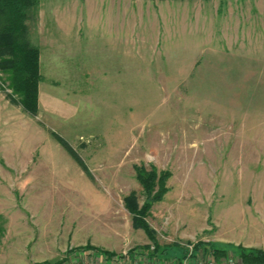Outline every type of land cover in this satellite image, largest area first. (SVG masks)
I'll list each match as a JSON object with an SVG mask.
<instances>
[{
    "label": "rangeland",
    "instance_id": "374dc122",
    "mask_svg": "<svg viewBox=\"0 0 264 264\" xmlns=\"http://www.w3.org/2000/svg\"><path fill=\"white\" fill-rule=\"evenodd\" d=\"M27 26L37 114L0 68V264L14 248L29 264L210 251L245 210L264 217V0H39ZM139 166L157 171L153 194L168 173L150 232L126 201L148 200Z\"/></svg>",
    "mask_w": 264,
    "mask_h": 264
},
{
    "label": "trees",
    "instance_id": "16d2710c",
    "mask_svg": "<svg viewBox=\"0 0 264 264\" xmlns=\"http://www.w3.org/2000/svg\"><path fill=\"white\" fill-rule=\"evenodd\" d=\"M39 4V0H0V68L9 71L11 86L20 95L19 102L26 111L35 115L38 111V85L40 81L39 54L40 49L30 43L28 37L27 19L29 12ZM56 138L72 154L79 165L88 173L82 159L71 146L61 137ZM157 171L151 169L148 173L142 166L137 167V178L148 195L144 206L139 209L134 196L126 198L129 211L135 215L137 226L150 232L145 220L147 210L153 202L160 200L165 191V181L168 173L159 176L160 189L153 194ZM197 248L208 247L204 242H196ZM206 249H209L206 248ZM217 259L227 255L228 249L211 245ZM240 256L245 263H264V250L239 247ZM156 253L171 256L166 248L156 246Z\"/></svg>",
    "mask_w": 264,
    "mask_h": 264
},
{
    "label": "built area",
    "instance_id": "2783aa9c",
    "mask_svg": "<svg viewBox=\"0 0 264 264\" xmlns=\"http://www.w3.org/2000/svg\"><path fill=\"white\" fill-rule=\"evenodd\" d=\"M62 264H238L233 254L217 259L213 251L197 248L195 243H187L180 255L162 256L156 253V245L148 250L130 248L122 252L105 253L97 250H76L65 257Z\"/></svg>",
    "mask_w": 264,
    "mask_h": 264
},
{
    "label": "crops",
    "instance_id": "0c3cea01",
    "mask_svg": "<svg viewBox=\"0 0 264 264\" xmlns=\"http://www.w3.org/2000/svg\"><path fill=\"white\" fill-rule=\"evenodd\" d=\"M245 212L250 213V216H246L244 214V216L241 217L236 223H230L228 224V227H225L224 225L221 234L213 239L223 243V247L228 249L227 254H240L238 246L264 250V217L256 215L257 212L259 213L258 210H245ZM232 224H235V226ZM75 243H80V241L76 239ZM17 251L20 252L21 249L14 248L12 250L13 254L15 255L14 264H29V262L24 259L22 254L17 255ZM180 253V251H176L172 255H180Z\"/></svg>",
    "mask_w": 264,
    "mask_h": 264
}]
</instances>
